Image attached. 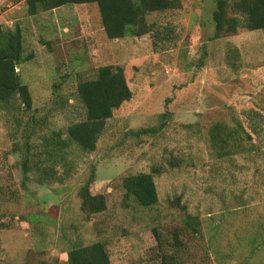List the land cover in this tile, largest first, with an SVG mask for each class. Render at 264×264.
<instances>
[{"label": "rangeland", "instance_id": "1", "mask_svg": "<svg viewBox=\"0 0 264 264\" xmlns=\"http://www.w3.org/2000/svg\"><path fill=\"white\" fill-rule=\"evenodd\" d=\"M173 2L147 15L150 32L108 39L94 3L29 15L26 0H0V24L22 30L16 70L32 98L0 104V264L63 262L97 240L112 264H154L162 251L177 264H264V30L211 39L213 0ZM105 64L123 68L131 99L94 151L57 149L56 133L83 115L77 83ZM215 122L256 150L217 157ZM153 166L158 202L139 207L121 179ZM88 181L103 212L81 210Z\"/></svg>", "mask_w": 264, "mask_h": 264}, {"label": "trees", "instance_id": "2", "mask_svg": "<svg viewBox=\"0 0 264 264\" xmlns=\"http://www.w3.org/2000/svg\"><path fill=\"white\" fill-rule=\"evenodd\" d=\"M94 3L97 5L102 31L106 38L115 39L126 36L140 37L152 30L147 22L151 12L177 8L173 0H26L27 12L35 15L66 4ZM214 9L211 19L213 34L211 39L234 35L240 27L246 30H264V0H213ZM158 31V30H157ZM160 32H158L159 34ZM155 37V36H154ZM24 45L22 30L18 25L12 29L0 24V104H7L17 97L25 109L32 107L29 88L22 83L16 70L23 58ZM77 99L83 109L79 120L71 122L65 129L66 138L56 133L57 149H64L70 143L76 144L84 152H92L106 121L113 112L131 99L132 91L128 86L124 70L115 64L101 65L95 76L83 79L76 86ZM165 114H163L164 116ZM148 132L147 129H140ZM210 145L217 157H230L244 150L255 148L241 147L239 139L222 122H215L208 130ZM251 139V136L248 135ZM25 166V160L23 163ZM26 175L28 168L24 167ZM162 173L160 166H153L148 172H137L122 177L121 187L124 197L133 200L136 205L150 208L158 202L154 178ZM46 175V173L44 172ZM44 175V176H45ZM80 207L86 214H96L106 209L104 194H92L89 181L78 191ZM157 245L162 246L154 230ZM175 236L176 246L180 245ZM66 260L50 264H112L107 242L97 240L89 244H76L66 252ZM177 264L174 256L162 251L157 263Z\"/></svg>", "mask_w": 264, "mask_h": 264}, {"label": "water", "instance_id": "3", "mask_svg": "<svg viewBox=\"0 0 264 264\" xmlns=\"http://www.w3.org/2000/svg\"><path fill=\"white\" fill-rule=\"evenodd\" d=\"M252 146V145H251Z\"/></svg>", "mask_w": 264, "mask_h": 264}]
</instances>
